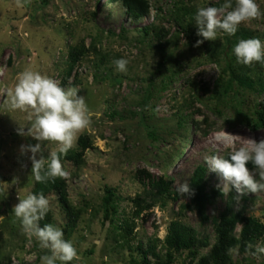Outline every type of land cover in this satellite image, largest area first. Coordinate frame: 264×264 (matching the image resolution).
Wrapping results in <instances>:
<instances>
[{
  "label": "rangeland",
  "instance_id": "374dc122",
  "mask_svg": "<svg viewBox=\"0 0 264 264\" xmlns=\"http://www.w3.org/2000/svg\"><path fill=\"white\" fill-rule=\"evenodd\" d=\"M147 1L149 14L137 20L112 0H30L23 7L16 0H0V264H41V257L51 254L23 232L13 213L18 196L33 194L36 184L31 153L22 155L20 149L38 141L17 132L20 127L27 131L31 122L27 113L5 106L7 88L26 69L56 80L62 88L78 89L92 113L89 128L71 148L79 149V138L88 136L91 146L82 162L60 154L69 173L61 178L68 203L81 213L73 232L66 230L60 196L55 191L47 196L51 225L60 228L77 251L78 259L70 264H167L165 238L174 222L194 230L205 246L196 250V257L188 250L174 252L170 264H197L216 242L218 217L231 191L236 212L264 223V191L241 195L233 187L217 195L207 203L206 221L191 199L178 192L199 165L208 169L206 156H224L246 139L264 140V129L249 125L264 102V88L234 84L224 90L230 70L241 66L264 84V62L244 65L233 52L240 40L258 38L264 43V15L239 26L236 34L244 36L218 33L215 41L196 47L203 37L191 38L182 28L197 27L199 7H219L225 0ZM256 3L264 13V0ZM146 26L156 31L145 36ZM228 38L237 42L227 55ZM76 46L84 49V57L67 79L69 51ZM121 58L129 61L126 72L114 64ZM256 65L258 70H251ZM43 144L47 159L58 145ZM248 169L259 180L258 170ZM146 174L172 181V187L170 196L137 217L133 200L142 196L152 202L148 179L143 183ZM207 181L209 192L222 191L217 173L208 169ZM107 190L116 196L108 208ZM130 226L132 232L126 231ZM141 244L145 251L155 247L159 257L149 254L144 259ZM258 247L264 248V236L249 249L234 248L232 264H264Z\"/></svg>",
  "mask_w": 264,
  "mask_h": 264
},
{
  "label": "clouds",
  "instance_id": "9594fccd",
  "mask_svg": "<svg viewBox=\"0 0 264 264\" xmlns=\"http://www.w3.org/2000/svg\"><path fill=\"white\" fill-rule=\"evenodd\" d=\"M30 0H16L17 6L23 7ZM261 12L256 0H236L233 8L232 0H225L219 7H199L194 20L198 27L197 40L199 47L205 40L215 41L218 33L234 36L239 26L247 21L258 19ZM238 62L251 65L253 62H264V43L258 38L240 40L233 49ZM118 71L126 72L129 61L118 59L114 61ZM198 74V73H197ZM76 88H62L60 84L37 71L26 69L17 76L14 86L7 88L5 106L10 110L27 113L31 122L25 131L20 127V136L32 137L38 143L35 145H21V154L27 156L32 163V176L37 182L43 183L49 179L67 178L60 154L66 155L74 146L78 134L89 128L92 113L88 109L85 98L78 96ZM231 136V135H229ZM43 142L58 145L56 150L50 151L47 159L43 156ZM39 156V158H37ZM251 162L258 170L259 180L250 172L247 164ZM205 163L210 172L217 173L223 181L222 192L226 195L235 188L243 195L264 191V140L256 142L246 139V143L229 152V157L209 155ZM181 195L191 192L185 181L178 188ZM19 203L14 206L13 213L21 221L23 232L29 237H35L41 249H48L50 255L41 257V264H70L78 259L77 251L71 241L64 238L63 231L51 224L43 228L39 222L50 211V201L43 193L29 194L24 198L18 196ZM231 252L232 249H229ZM264 252V248H257Z\"/></svg>",
  "mask_w": 264,
  "mask_h": 264
},
{
  "label": "trees",
  "instance_id": "16d2710c",
  "mask_svg": "<svg viewBox=\"0 0 264 264\" xmlns=\"http://www.w3.org/2000/svg\"><path fill=\"white\" fill-rule=\"evenodd\" d=\"M112 1L120 2L122 7L126 10L127 14L137 20L143 18L144 16H147L150 12L149 3L147 0ZM182 29L184 30L183 32L189 35V37L194 39L199 38L197 36L198 27L191 28L187 26L186 28ZM142 31L145 36H149L150 33L156 31V28L152 26H146L143 27ZM237 36H244V33L240 32L238 34H235V37ZM235 42H237V39L232 41L230 38H228L229 49L226 52L227 55L232 50L233 45L236 44ZM83 50V48L79 49V46L70 48L67 79L71 77L75 65H77L84 57ZM248 70L249 69L246 70L245 67L243 68L242 66L231 69L230 77L228 81L225 82V92L231 90L234 84H236L237 87L248 89L253 88L256 84H259L262 88H264L262 80L260 78L258 80L252 79V77L248 75L250 74ZM251 70L257 71L258 66L257 69L255 67V69ZM259 106L260 109L258 108V110L256 111L255 123L249 124L255 130L264 129V102H262ZM149 134L153 137V134ZM89 146H91V142L88 136L80 137L78 140L79 149H70L67 153L69 155L68 158L75 161L77 164H80L82 162L85 151L87 150V148H89ZM223 157L228 158L229 153L225 154ZM247 167L250 169H256L255 165L251 162L247 164ZM207 174V167L199 165L195 169L188 184L190 186L191 192L189 194H184L186 197L191 199L192 203H194V206L197 208L199 214L205 221L208 219L206 216L207 203L217 195L223 194V192L218 188H214L210 192L207 190ZM146 176L147 177L143 179V183L145 184V179H148V186L150 187V191L148 194L152 198V202H148V199L142 196H138L136 199H134L133 202L136 206L135 215L137 217H140L143 210L152 208L154 203H156L158 200L170 196V190L172 187V181L164 180L163 178H151L149 174H146ZM52 191H55L60 196V202L62 203V207L65 210V216L67 218L66 230L67 232L71 233L77 228L81 213L80 211L72 208V206L68 203L67 185L65 181L61 178H56L54 180L49 179L48 181L43 183L36 181L33 194L39 195L40 193H43L45 197H47L48 194ZM107 191L108 196L106 197L107 200L105 202L108 208L111 206L112 202H114L116 196L114 195L113 191ZM176 198H178V196ZM235 201L236 196L234 195L233 191H231L226 209L218 217V222L216 225V242L211 247L210 252L206 256L201 257L197 264H232L229 249L233 250L236 247L249 249L251 245L256 244L257 241L264 236V223L254 216H245L242 213L236 212L234 210ZM39 223L41 228H43L46 224H51L50 215L47 214L45 218ZM239 226H241V228L238 235L237 230ZM132 230L133 227L130 226L126 231L132 232ZM151 244L152 243H150L149 245ZM204 246L205 245H202L198 234L194 230L186 227L180 222H174L171 224L170 231L165 238V247L167 249L166 258L168 260L167 264H170V262H172L174 258V252H182L184 250H188L189 253L196 257V255L198 254L196 250ZM138 248L139 250L141 249L143 251L142 255L144 256V259L149 254H152L155 258L159 257L155 252V247H151V251H145L142 249L141 244ZM145 264L151 263L146 260Z\"/></svg>",
  "mask_w": 264,
  "mask_h": 264
}]
</instances>
